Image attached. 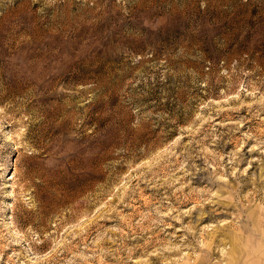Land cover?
Returning a JSON list of instances; mask_svg holds the SVG:
<instances>
[{"label": "rangeland", "instance_id": "374dc122", "mask_svg": "<svg viewBox=\"0 0 264 264\" xmlns=\"http://www.w3.org/2000/svg\"><path fill=\"white\" fill-rule=\"evenodd\" d=\"M0 264H264V0H0Z\"/></svg>", "mask_w": 264, "mask_h": 264}]
</instances>
